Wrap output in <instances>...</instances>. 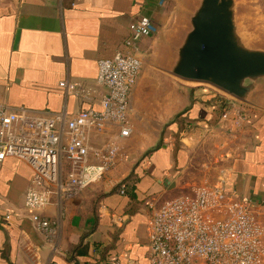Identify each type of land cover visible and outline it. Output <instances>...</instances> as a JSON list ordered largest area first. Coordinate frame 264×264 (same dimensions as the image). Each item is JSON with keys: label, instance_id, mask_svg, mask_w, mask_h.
<instances>
[{"label": "crops", "instance_id": "0c3cea01", "mask_svg": "<svg viewBox=\"0 0 264 264\" xmlns=\"http://www.w3.org/2000/svg\"><path fill=\"white\" fill-rule=\"evenodd\" d=\"M169 3L0 0V104L10 108L67 114L99 109L60 83L95 86L98 61L125 50L132 23L148 17L157 29L139 43L143 69L131 96L133 134L121 142L118 163L103 180L72 199H54L42 211L56 229L52 242L24 208L33 170L21 160H5L0 264H149L151 206L157 209L223 176L227 193L264 202V101L249 105L145 67L150 57L160 66L168 43L181 35L187 2L178 4L175 17ZM228 151L237 153L230 158ZM208 165L216 172L201 177L200 166Z\"/></svg>", "mask_w": 264, "mask_h": 264}, {"label": "built area", "instance_id": "2783aa9c", "mask_svg": "<svg viewBox=\"0 0 264 264\" xmlns=\"http://www.w3.org/2000/svg\"><path fill=\"white\" fill-rule=\"evenodd\" d=\"M129 31L125 50L98 61L95 86L60 83L77 100L97 102L99 109L41 113L0 104V168L15 158L33 170L24 208L48 242L56 229L42 211L54 199H72L103 180L118 163L121 142L133 134L131 96L143 69L139 43L157 29L141 17ZM151 208L149 264H264V202L227 193L224 176Z\"/></svg>", "mask_w": 264, "mask_h": 264}, {"label": "water", "instance_id": "95a60500", "mask_svg": "<svg viewBox=\"0 0 264 264\" xmlns=\"http://www.w3.org/2000/svg\"><path fill=\"white\" fill-rule=\"evenodd\" d=\"M181 35L168 43L160 68L249 105L264 99V48L237 23L236 0H190Z\"/></svg>", "mask_w": 264, "mask_h": 264}, {"label": "rangeland", "instance_id": "374dc122", "mask_svg": "<svg viewBox=\"0 0 264 264\" xmlns=\"http://www.w3.org/2000/svg\"><path fill=\"white\" fill-rule=\"evenodd\" d=\"M182 1L191 3L190 0H170L169 8L172 11V17L176 16L177 12V6L179 3H182ZM237 1V23L242 30L256 45L264 48V0H236ZM145 67L149 70H161L163 71L160 66L155 65L153 63V57L145 59ZM159 68V69H158ZM190 83V82H189ZM198 84V83H195ZM264 99V96L263 98ZM264 101V100H263ZM158 137V136H156ZM158 145V144H157ZM235 150V149H234ZM229 151L227 152V154ZM236 151L230 152V158H233L236 155ZM220 155H226L225 153L221 152ZM220 161L217 163L216 170L219 172L220 168ZM211 167L208 165L207 167H203V169L200 166V171H198V174H202L203 177L205 174H207V177L211 175L212 171H215L213 166ZM216 172V171H215ZM196 173V172H195ZM223 174V172H222ZM199 175V176H200ZM201 175V177H202ZM221 178L217 180L220 181ZM216 182V183H217ZM200 185H212L208 184V182L204 181L203 183H199Z\"/></svg>", "mask_w": 264, "mask_h": 264}, {"label": "trees", "instance_id": "16d2710c", "mask_svg": "<svg viewBox=\"0 0 264 264\" xmlns=\"http://www.w3.org/2000/svg\"><path fill=\"white\" fill-rule=\"evenodd\" d=\"M128 180V179H127ZM127 180H125L123 183L127 182ZM121 188V187H120Z\"/></svg>", "mask_w": 264, "mask_h": 264}, {"label": "bare ground", "instance_id": "6f19581e", "mask_svg": "<svg viewBox=\"0 0 264 264\" xmlns=\"http://www.w3.org/2000/svg\"><path fill=\"white\" fill-rule=\"evenodd\" d=\"M163 47V46H162Z\"/></svg>", "mask_w": 264, "mask_h": 264}]
</instances>
